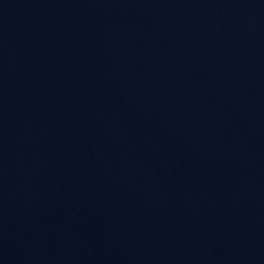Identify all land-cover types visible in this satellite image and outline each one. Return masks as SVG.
<instances>
[{"label":"water","instance_id":"95a60500","mask_svg":"<svg viewBox=\"0 0 264 264\" xmlns=\"http://www.w3.org/2000/svg\"><path fill=\"white\" fill-rule=\"evenodd\" d=\"M0 264H264V0H0Z\"/></svg>","mask_w":264,"mask_h":264}]
</instances>
